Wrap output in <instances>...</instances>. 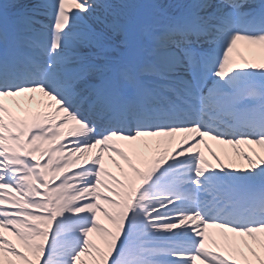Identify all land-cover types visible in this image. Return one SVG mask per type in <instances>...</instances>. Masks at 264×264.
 Segmentation results:
<instances>
[{
	"label": "snow or ice",
	"instance_id": "snow-or-ice-1",
	"mask_svg": "<svg viewBox=\"0 0 264 264\" xmlns=\"http://www.w3.org/2000/svg\"><path fill=\"white\" fill-rule=\"evenodd\" d=\"M239 41L264 45V0H0V100L40 93L53 102L41 122L0 103V264L5 254L32 264L4 231L37 264H86L85 256L92 264H233L209 243L242 246L264 264V157L240 147L264 152V70L233 62ZM67 122L75 127L65 142L45 147ZM176 134L177 148L144 172L114 143L171 144ZM205 137L231 146L247 168L222 163ZM105 152L140 183L117 180ZM70 156L87 166L65 175ZM93 232L107 238L106 254Z\"/></svg>",
	"mask_w": 264,
	"mask_h": 264
},
{
	"label": "bare ground",
	"instance_id": "bare-ground-1",
	"mask_svg": "<svg viewBox=\"0 0 264 264\" xmlns=\"http://www.w3.org/2000/svg\"><path fill=\"white\" fill-rule=\"evenodd\" d=\"M246 43L247 42H245V41H239L237 43V45L235 46V49H238L241 53L245 54L247 52ZM29 97H31L32 101L29 99ZM0 103H3L5 108H7L9 111H11L13 116H15L17 118L25 119L28 122H31V120L33 118H36L38 122H41V121H43L45 116L50 115L53 111V109L46 107L47 104H50L53 102L49 101L46 97H44L40 93H26V94H23V95L17 96V97H4V98H2V100H0ZM62 118H63V113H57L53 117V119H55L57 122L62 120ZM74 127H75L74 124H72L71 122H67L65 124V126L62 129H60V132H61L60 140L57 142H54L52 145H44V146L45 147H49V146L56 147L58 143L65 142V139H66L65 134L68 132V130L70 128H74ZM179 138H180V135L176 134V136L172 139L173 142L174 141L176 142L175 146H173V147L169 146V148L168 147L162 148V152L165 153V156L170 155L176 149V147L179 144ZM68 139H71V137H68ZM204 139H205L208 147L214 153H216V155L220 158L222 163H224L226 165L229 163H233L239 167L247 168V164L245 163V161L234 155V153L231 149V146L224 145V144H217L215 141L209 140L207 137ZM140 140H141V142H139V144L135 143L134 145L133 144L130 145V144H128V142L125 143V141H120V143H117L118 141H116L114 143H116V145L118 147H121L130 156L132 163H134L133 165L138 170H140L141 172H144L150 166L151 161L153 159L157 158L159 153H161V152H157L158 147H157L156 143L158 141L159 142L162 141L163 138L142 137V138H140ZM141 146H142V150H139V149H141ZM240 147H241V150L244 152H248V150L251 148L250 145L249 146L242 145ZM254 147H255L254 149H256V146H254ZM98 148H99V146H97V149ZM218 148H221L223 150V152H224L223 157H221V155L218 153V152H220V149H218ZM97 149H92L88 153L89 159L96 154ZM165 149L171 150L172 152L171 153L167 152V151L165 152ZM257 149H259V148H257ZM152 151H154V153ZM204 152L208 153V151L205 148H204ZM149 154L150 155L156 154L150 162L148 159L150 157ZM225 154H227V157ZM77 155H79V154H77ZM109 155L110 154L108 152L103 153V157H102L103 162L107 161L108 163H110ZM37 156H38V154H37ZM65 156H69V153L66 152ZM204 157L208 161V163L213 166L214 169H218V166L216 165V161L213 160L210 155L207 156L204 154ZM69 158L71 160H73L74 162L66 169V172L64 173L65 175L71 174L73 171H78L79 166L81 164H85V166H87L86 163L79 162L80 159L77 160L76 156H70ZM45 159H46V157H45ZM112 159L115 160L120 165V167L123 169V174L113 164L112 165L114 167L112 168V170H107V169L106 170L109 171L113 176H115L117 180L121 181V183L126 184L128 182V180H130L127 169L125 168V166L121 162L120 158L113 156ZM141 164L143 166H145L146 168L145 169L142 168ZM114 168H115V170H114ZM131 181L135 185L134 181L133 180H131ZM58 182L59 181H55V183H58ZM50 183H51V181H50ZM106 183H108L109 186L112 187L114 191H117V192L123 191L122 189L116 188L114 185H112L111 181H106ZM5 191H7V190H5ZM41 191H43V190L41 189ZM9 195L15 196L16 193L10 192ZM101 195H107L110 199L118 200V197L113 196L109 192H105L103 189H101ZM35 198H39V197H35ZM6 199H7V197H6ZM97 203L101 209L108 211L110 214L117 211L116 209L112 208L111 206H109L107 204H104L101 201H97ZM0 207H7V204L0 205ZM28 211H33V210L29 209ZM96 215H97V218H98L100 224L103 227L107 228L110 232L115 233V225L111 224L99 211L96 213ZM18 219L22 220L23 217H18ZM174 231H176V230H174ZM206 231L209 233V235L212 238L219 241V236H218L219 230L209 227L206 229ZM3 235L8 240H11L12 243L17 247V249L19 251H21L24 255H26L30 261H32V264H37V258L32 256V254L30 252L25 251V249L22 247V245H20L19 241H17V239L15 238V236H13L11 234V232L4 231ZM228 235L232 236L231 233H229ZM237 239L239 240L240 238H237ZM208 247L211 251L219 253L225 259L233 261V264H244L245 262L248 263V261H251L252 263L256 264V261L254 260V258L248 253L247 249L243 248L242 246L240 247L239 251L230 250L226 247H223L222 245L218 246V245H213L211 243H209ZM100 251L105 253V254L107 253V249L101 248ZM241 252L243 253V255L240 254ZM92 255H96V254L92 253ZM261 255H262V259H264V253H262ZM4 258L7 261L10 260L11 262H15L12 259V256H9L7 254H5ZM82 259L86 262V264H92V261L89 257L85 256V257H82ZM19 263L24 264V262L21 260ZM41 264H42V260H41ZM97 264H100V262L97 261ZM192 264H201V261L197 260L195 262H192Z\"/></svg>",
	"mask_w": 264,
	"mask_h": 264
},
{
	"label": "rangeland",
	"instance_id": "rangeland-1",
	"mask_svg": "<svg viewBox=\"0 0 264 264\" xmlns=\"http://www.w3.org/2000/svg\"><path fill=\"white\" fill-rule=\"evenodd\" d=\"M246 46H247V52L244 54V53H241L238 49H235L234 48V50H233V52L230 54V58L233 60V62L234 63H240V64H242V63H244V62H247V63H249V64H253V65H264V45H259V44H249V43H246ZM256 70H257V68H255V69H252V71H255L256 72ZM258 72H259V70H258ZM31 101H32V99H30ZM180 135V138H179V141L181 140V138H182V134H179ZM206 138V137H205ZM173 139V138H172ZM139 142H141V140L139 139V140H137V141H135V142H133V145L135 144V143H137V144H139ZM117 143H120V141H118ZM126 143V142H125ZM158 143V142H157ZM156 143V144H157ZM129 144V143H128ZM175 144H176V142L174 141H171V144H168V143H166V140H165V138H163V140L162 141H160L159 142V147H158V150H157V152H162V148H164V147H168L169 148V146L170 147H173V146H175ZM251 146V151H249L248 150V152H245L247 155H250V156H253V153H255V154H258V155H260L261 157L263 156L264 157V152H262L260 149H254L255 147V145H250ZM177 148V147H176ZM204 145L203 144H201V145H199V147H198V151L199 152H202L203 154H205V155H207V156H209V154L208 153H206V152H204ZM218 149H220V152H218L220 155H221V157H223L224 155H223V150L221 149V148H218ZM232 149V148H231ZM139 150H142V146H141V149H139ZM244 150V149H243ZM153 153H154V151H152ZM151 152V153H152ZM167 152H172L171 150H167ZM262 152V153H261ZM156 155V154H155ZM155 155H150L149 154V162L153 159V157L155 156ZM119 158V157H118ZM253 158H255V156H253ZM241 159V158H240ZM80 162H82V163H86L85 162V160L83 159V158H81L80 160H79ZM121 162L123 163V165L125 166V168L127 169V171H128V175H129V178H130V180H133L134 181V183H135V185H138L139 183H140V181H139V179L138 178H136L133 174H132V172H131V170L128 168V166L121 160ZM103 164H104V167L107 169V170H112V168L114 167L113 165H112V163H108L107 161H105V162H103ZM134 164V163H133ZM141 167L142 168H146L145 166H143L142 164H141ZM114 170H115V168H114ZM123 176V175H122ZM89 238H90V240L93 242V244H95L98 248H102V249H107V247H106V241H107V238L106 237H103L101 234H99V233H96V232H93V233H90L89 234ZM246 251V250H245ZM12 259L15 261V262H12V264H21V263H19L20 262V260H18V259H16L15 257H12ZM4 261H5V264H6V262H7V260L4 258ZM19 261V262H18ZM254 262V261H253ZM244 264H254V263H252L251 261H248V263L247 262H245Z\"/></svg>",
	"mask_w": 264,
	"mask_h": 264
}]
</instances>
